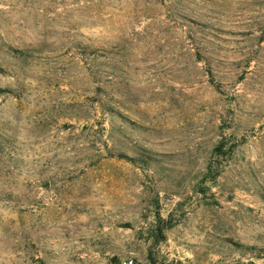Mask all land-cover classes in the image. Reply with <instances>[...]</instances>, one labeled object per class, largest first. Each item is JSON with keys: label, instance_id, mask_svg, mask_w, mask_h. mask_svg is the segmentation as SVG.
Masks as SVG:
<instances>
[{"label": "rangeland", "instance_id": "obj_1", "mask_svg": "<svg viewBox=\"0 0 264 264\" xmlns=\"http://www.w3.org/2000/svg\"><path fill=\"white\" fill-rule=\"evenodd\" d=\"M264 264V0H0V264Z\"/></svg>", "mask_w": 264, "mask_h": 264}, {"label": "built area", "instance_id": "obj_2", "mask_svg": "<svg viewBox=\"0 0 264 264\" xmlns=\"http://www.w3.org/2000/svg\"><path fill=\"white\" fill-rule=\"evenodd\" d=\"M122 263L123 264H133V260L132 259H126V260H123Z\"/></svg>", "mask_w": 264, "mask_h": 264}]
</instances>
